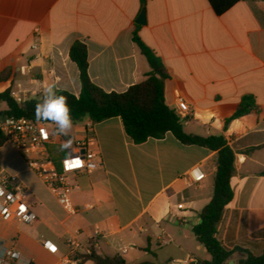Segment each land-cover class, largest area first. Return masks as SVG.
Masks as SVG:
<instances>
[{"label":"crops","instance_id":"0c3cea01","mask_svg":"<svg viewBox=\"0 0 264 264\" xmlns=\"http://www.w3.org/2000/svg\"><path fill=\"white\" fill-rule=\"evenodd\" d=\"M142 9L144 25L136 23ZM135 33L169 75L168 107L175 110L182 96L193 110L183 121L185 133L223 136L236 153L233 199L217 227L219 242L235 250L228 264L238 263L242 250L261 255L264 0H0V93L10 90L39 102L55 83L78 97L80 73L69 56L76 41L87 47L91 81L123 93L151 70ZM246 97L256 107L233 118ZM7 109L1 102L0 117ZM94 132L103 167L78 178L73 202L81 212L73 217L11 144L0 146V168L27 188L36 216L31 224L0 216V252L11 249L30 264H60L75 261L66 243L73 238L85 247L93 242L100 254L121 255L128 264L209 261L193 229L213 196L217 152L184 145L171 133L136 144L120 117L95 124ZM252 148L258 149L245 153ZM195 169L205 175L199 182L191 178ZM45 242L57 252H49Z\"/></svg>","mask_w":264,"mask_h":264},{"label":"trees","instance_id":"16d2710c","mask_svg":"<svg viewBox=\"0 0 264 264\" xmlns=\"http://www.w3.org/2000/svg\"><path fill=\"white\" fill-rule=\"evenodd\" d=\"M133 41L147 58L151 68L144 81L131 86L123 93L104 91L90 79L85 43L76 41L70 48L69 56L77 65L80 73V95L77 97L67 91H58V94L67 98L73 123L90 120L97 124L120 117L126 134L136 144L144 143L152 138L160 139L167 133H171L184 145L216 151L217 167L213 196L211 201L199 212L200 223L194 227L193 234L211 257L209 261H202L201 264H228L235 250H228L219 242L217 227L225 207L233 199L231 179L235 174L236 153L228 146L223 136L200 137L185 133L183 120L165 102L164 83L169 75L162 61L142 42L137 33L134 34ZM1 102H5L8 107L3 115L37 120L34 113L38 101L28 99L19 104L11 96V91L8 90L0 93ZM255 107L252 98L246 97L245 104L239 106L233 118L245 115ZM5 142V138L0 132V146ZM256 149L258 148L249 149L245 153L250 154ZM261 175H264V171ZM90 245L91 254L75 253L72 255V259L79 262L92 261L93 264H128L121 255L109 257L96 252L93 242ZM242 251L245 256L238 261V264H264V252L261 255H254L248 250Z\"/></svg>","mask_w":264,"mask_h":264},{"label":"built area","instance_id":"2783aa9c","mask_svg":"<svg viewBox=\"0 0 264 264\" xmlns=\"http://www.w3.org/2000/svg\"><path fill=\"white\" fill-rule=\"evenodd\" d=\"M37 38V34L35 36ZM37 48V44H34ZM11 96L22 104L26 101L16 92ZM177 115L185 121L193 113L186 99L176 98ZM74 136L57 134V127L52 122L37 121L26 117H0V132L6 142L23 157L27 167L46 188L54 195L58 204L69 217L77 216L81 210L73 202V195L80 189L78 178L91 175L103 167V158L94 132L95 124L90 120L80 122ZM58 159V161H57ZM204 174L195 169L191 178L199 182ZM27 188L13 175L0 168V216L4 220L16 218L23 224H31L36 220L27 202ZM67 245L71 254H91L90 246H82L77 240L68 238ZM44 247L51 253L57 252V246L45 242ZM22 262L30 264L19 253L4 249L0 252V264ZM60 264H76V260H66Z\"/></svg>","mask_w":264,"mask_h":264},{"label":"clouds","instance_id":"9594fccd","mask_svg":"<svg viewBox=\"0 0 264 264\" xmlns=\"http://www.w3.org/2000/svg\"><path fill=\"white\" fill-rule=\"evenodd\" d=\"M55 83H50L43 91L41 100L35 105L37 120L50 121L57 125V134L67 135L72 127L71 108L67 98L58 94ZM174 264H180L179 261Z\"/></svg>","mask_w":264,"mask_h":264},{"label":"rangeland","instance_id":"374dc122","mask_svg":"<svg viewBox=\"0 0 264 264\" xmlns=\"http://www.w3.org/2000/svg\"><path fill=\"white\" fill-rule=\"evenodd\" d=\"M54 125L57 127L56 124H54ZM81 126H82L81 123H73V122H72V127H71V129L68 131L67 135H65V136H74V135L76 134V129L79 128V127H81ZM63 135H64V134H63ZM229 264H233L232 261H230ZM236 264H238V263H236Z\"/></svg>","mask_w":264,"mask_h":264},{"label":"water","instance_id":"95a60500","mask_svg":"<svg viewBox=\"0 0 264 264\" xmlns=\"http://www.w3.org/2000/svg\"><path fill=\"white\" fill-rule=\"evenodd\" d=\"M137 24L144 25L145 24V10L142 9L139 17L137 18L136 21Z\"/></svg>","mask_w":264,"mask_h":264}]
</instances>
